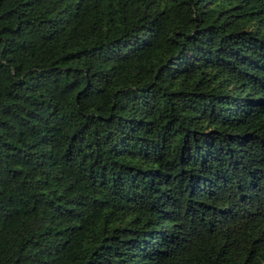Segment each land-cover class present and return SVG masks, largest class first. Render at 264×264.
Segmentation results:
<instances>
[{
  "label": "trees",
  "instance_id": "1",
  "mask_svg": "<svg viewBox=\"0 0 264 264\" xmlns=\"http://www.w3.org/2000/svg\"><path fill=\"white\" fill-rule=\"evenodd\" d=\"M0 264H264V0H0Z\"/></svg>",
  "mask_w": 264,
  "mask_h": 264
}]
</instances>
